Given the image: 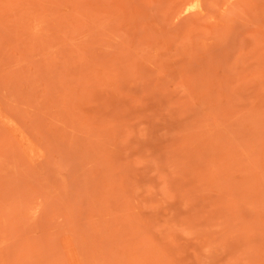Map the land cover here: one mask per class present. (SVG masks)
<instances>
[{
    "label": "rangeland",
    "instance_id": "rangeland-1",
    "mask_svg": "<svg viewBox=\"0 0 264 264\" xmlns=\"http://www.w3.org/2000/svg\"><path fill=\"white\" fill-rule=\"evenodd\" d=\"M0 264H264V0H0Z\"/></svg>",
    "mask_w": 264,
    "mask_h": 264
}]
</instances>
